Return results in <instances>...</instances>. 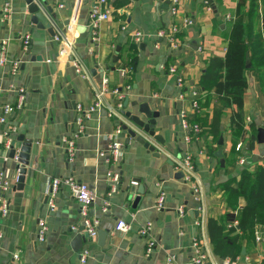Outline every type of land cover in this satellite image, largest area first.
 <instances>
[{"label": "crops", "instance_id": "1", "mask_svg": "<svg viewBox=\"0 0 264 264\" xmlns=\"http://www.w3.org/2000/svg\"><path fill=\"white\" fill-rule=\"evenodd\" d=\"M7 1L11 12L5 17L2 8ZM170 1L108 0L111 17L100 22L97 39L93 40L89 13L97 0H44L53 8V35L30 23L25 0H0V47L5 42L8 57L20 60L17 73L10 72L9 64L0 66V115L2 105L14 103L18 87L24 86L26 102L14 117L18 129L13 138L24 135L31 141L24 182L19 187L17 163L4 145L6 126L0 124V172L12 182L8 192L10 212L6 217L0 213V264H165L168 256L184 264L190 260L195 237L222 260L213 251L207 222L214 218L236 224L234 216L245 205V199L226 187L235 185L244 170L255 173L264 166V143L258 137V129L264 124V66L261 79L252 70L247 72L248 85L240 111L242 128L231 122L233 109L227 108L218 137L188 143L181 112H186L190 120L205 113L213 117L214 90L200 92L205 102L198 112L192 109V93L199 89L208 59L224 57L233 21L246 25L249 38L264 35V0H260L259 17L251 15L250 0H181L176 15ZM187 17L193 24L183 27L178 46L170 47L168 38L159 36L158 31L173 23L181 25ZM136 31L143 33L141 42L132 38ZM61 33L70 43L63 54L59 50L64 43L53 41V36ZM26 34L31 39L25 50L22 40ZM75 61L81 64V73L76 71ZM123 66L128 70L125 75L121 72ZM170 66L184 78L185 98H179L180 88ZM92 69H96L95 75ZM115 89L124 94L123 102L129 97V102H145L159 112L156 132L165 139L159 156L137 142L127 145L122 132L118 137L123 143L119 165L107 162L110 134L117 122L116 117L109 116L119 102ZM101 90V106L85 121V132L76 142V157L69 162L63 137L75 128L77 105L90 107ZM220 137L223 144L219 143ZM239 143L242 151L236 150ZM219 149L222 157L216 155ZM187 154L194 162L190 180L185 179V171L175 168L177 160ZM240 158H244V164L238 162ZM110 167L120 173V180L117 191L108 196ZM67 176L86 183L93 191L95 198L88 204V214L99 220L100 230H108L105 240L98 236L91 244L86 240L81 250L74 248L73 240L86 231L80 204L69 186L61 185L53 209L48 205L50 179ZM133 181L138 183L136 192L131 193ZM140 186L144 187L143 194L137 191ZM161 191L165 201L158 211L155 203ZM136 198L139 201L134 204ZM107 201L109 206L104 211ZM181 205L183 215L177 211ZM40 218L48 225L43 242L38 241L36 233ZM119 220L131 223L134 230L117 231ZM148 223L156 243L150 255L145 251V239L135 230ZM256 233L260 239L250 247L251 252L243 243L237 260L248 257L251 263L262 264L264 227L258 226ZM87 248L88 256L82 262L80 253Z\"/></svg>", "mask_w": 264, "mask_h": 264}, {"label": "built area", "instance_id": "2", "mask_svg": "<svg viewBox=\"0 0 264 264\" xmlns=\"http://www.w3.org/2000/svg\"><path fill=\"white\" fill-rule=\"evenodd\" d=\"M181 0H171L170 1V7L173 15H176L178 12V5ZM208 5V3H206ZM208 9L210 10V6H208ZM11 12V5L7 1L4 3L2 8V13L5 17L9 15ZM112 10L108 5V0H97V3L93 6V8L90 10L89 18H90V24L92 27V34L93 40L97 39V33L96 29L99 27L100 22L102 20L108 19L111 17ZM193 21L191 18L187 17L184 19L183 23L175 24L173 23L168 29H160L158 31V35L161 37L166 36L168 38V42L170 47L176 48L178 46V34L180 33L181 29L185 26L192 25ZM123 29H126V26L122 27ZM132 38L137 41L141 42L143 38V33L141 31H136ZM30 35H25L22 40V47L26 50L29 47L30 44ZM53 41L55 42H63L64 46H61L59 53L63 54L67 46H70L69 41L67 40V37L65 34H56L53 36ZM50 61V60H48ZM10 65V72L11 73H17L20 68V60L17 59H11L8 57L6 53V47L5 42L0 47V66ZM76 71L78 73L82 72L81 64L77 61L74 62ZM169 71L171 73L176 74V68L173 66H170ZM121 72L123 75H125L128 70L125 68L121 69ZM105 79V83H106ZM176 85L180 88V94L179 98H185V93H183V87H184V78L180 75L176 74ZM129 85H127V88ZM114 93L117 95V99L119 102L117 103L116 109H111L109 111V116L119 118L117 119L116 126L114 127L112 133L110 134V144H109V154L110 157L107 160L109 162V165L117 166L119 165V161L123 155V143L118 140L119 135L123 132L122 130V123L121 120H123V117L121 116L120 112L123 108V98L124 94L121 90L115 89ZM200 91L199 89H196L192 93V109L194 112H198L200 110V102H199V96ZM101 95L102 90L96 94V99L90 107H84L81 103L77 105V115L75 119V128L73 132L70 135H66L63 137V143L65 145V150L67 154V158L69 162L74 161L76 157V142L77 139H79L83 133L85 132V121L89 119L94 111H96L101 106ZM26 102V88L24 86H19L17 89V98L14 103H5L1 107V115H0V124L5 125L4 129V145L6 148H9L11 145V142L13 140V134L17 132V126L14 123V117L18 110L22 109ZM181 123L183 125V128L185 130L184 138L186 142L190 143L192 141H197L200 138V130L201 127L198 123L191 124L188 118V114L184 111L181 112ZM264 128V124H263ZM236 150L242 151L243 145L239 143L236 147ZM19 158V149L17 150L14 160L17 162ZM240 164H244L245 160L244 158H240L238 161ZM176 169H181L185 171L186 180H190L191 173L194 171V162L191 155L187 154L184 158L177 160L175 163ZM21 175L20 168L17 167L15 177L16 182H18V178ZM107 177L109 182H111L110 189L108 192V196L112 195L114 192L117 191L118 187L117 184L120 180V173L111 167L108 170ZM11 183L9 179H7L5 173L3 171L0 172V213L2 217H6L8 213L10 212V202L8 198V192L11 188ZM62 184H65L69 186L71 189L73 197L76 199V201L80 204L81 209V215H82V222L84 230L88 233L87 243L91 244L95 242L98 236V230H99V220L93 217H90L88 214V204L92 202L95 198V194L91 189L88 187L86 183H83L82 181L75 179L73 176H67V177H54L51 178L48 183L47 188V196H48V205L50 209H53L56 204L55 200L58 195L59 189ZM164 201H165V193L161 191L159 195L157 196L155 208L160 211L164 207ZM107 206H109V201L105 203L104 211H106ZM179 215H183L185 212L184 206H180L177 209ZM235 224V223H234ZM230 225V224H229ZM115 229L121 233L127 232L130 230H134V226L131 223H128L124 220H119L116 223ZM137 233L142 236L145 239V251L147 255H150L155 247V239L151 233V224L148 223L145 226L137 227L135 229ZM36 233H37V239L40 242L45 241L46 235L48 233V225L44 218H40L37 221L36 224ZM3 238V233L0 232V240ZM259 236L256 233V240H259ZM89 253V249H83L80 253V259L82 262H85L87 256ZM15 257H18V254H15ZM165 264H181L178 263L172 256H168L165 259ZM184 264H253L248 260V257H245L244 260H236L232 261L230 259H222L219 260L216 258L211 252L207 250L204 243H202L197 237L192 239V255L190 257V260L187 263ZM261 264V263H256Z\"/></svg>", "mask_w": 264, "mask_h": 264}, {"label": "trees", "instance_id": "3", "mask_svg": "<svg viewBox=\"0 0 264 264\" xmlns=\"http://www.w3.org/2000/svg\"><path fill=\"white\" fill-rule=\"evenodd\" d=\"M250 12L254 17L260 16V0H250ZM263 66L264 35L259 33L249 38L246 25L242 21H233L224 57L209 58L201 75L199 91L205 93L214 90L216 105L211 119L206 113L189 119L191 124L200 125V138H216L221 134V117L227 108L233 109L230 119L235 127H243L240 111L248 85L247 72L252 70L261 79ZM130 82L131 79L127 80V85ZM199 102L202 111L205 101L200 98ZM250 127L253 131L256 130L253 124ZM226 188L245 199V205L234 216L237 223L229 225L209 218L207 226L215 255L221 259L236 261L241 256L242 244L245 243L247 252H251L250 247L256 241V228L264 227V166L255 173L244 170L240 180Z\"/></svg>", "mask_w": 264, "mask_h": 264}, {"label": "water", "instance_id": "4", "mask_svg": "<svg viewBox=\"0 0 264 264\" xmlns=\"http://www.w3.org/2000/svg\"><path fill=\"white\" fill-rule=\"evenodd\" d=\"M208 1L209 3H212V0ZM25 2L27 5V11L30 15V23L36 25L38 28L47 29V31L53 35L55 33L51 23V14L53 13V8L50 5L44 3V0H25ZM115 61H117V57H115ZM105 66L107 69L108 65ZM92 73L95 75L96 69H92ZM120 114L123 117L121 123L123 134L126 135V144L129 145L131 141L137 142L152 151L154 155L159 156L161 154L160 146L165 144L164 136L156 132L159 112L153 111L148 103H139L138 101L129 102V97H126L124 99L123 108ZM258 137L259 142L264 143L263 127L258 129ZM18 142L22 143L20 147L17 145ZM219 143L223 144L222 137H220ZM30 147V139H27L24 135H18L17 137L13 138L11 145L8 148V156L12 159H14L15 154L19 149V158L17 160L18 163L16 164V167H19L21 171V175L18 178L17 184L19 187H21L22 183L24 182L26 173L25 167L28 163L29 153L31 150ZM216 155L222 157V149H219L216 152ZM137 183V181H133L131 184V193L136 192ZM137 191L139 194H143L144 187L140 186ZM138 201L139 198H136L134 204H137ZM107 235L108 230H98L99 240H105ZM87 238V232H84V235L82 236H76L73 240L75 246L74 248L81 250ZM243 253L245 254V249H243Z\"/></svg>", "mask_w": 264, "mask_h": 264}]
</instances>
